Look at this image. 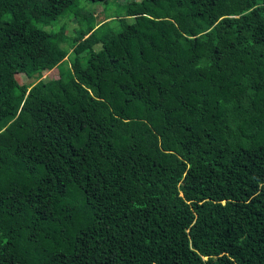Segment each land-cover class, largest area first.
Returning <instances> with one entry per match:
<instances>
[{
	"label": "trees",
	"instance_id": "trees-1",
	"mask_svg": "<svg viewBox=\"0 0 264 264\" xmlns=\"http://www.w3.org/2000/svg\"><path fill=\"white\" fill-rule=\"evenodd\" d=\"M116 3L0 0V264H264V0Z\"/></svg>",
	"mask_w": 264,
	"mask_h": 264
},
{
	"label": "rangeland",
	"instance_id": "rangeland-1",
	"mask_svg": "<svg viewBox=\"0 0 264 264\" xmlns=\"http://www.w3.org/2000/svg\"><path fill=\"white\" fill-rule=\"evenodd\" d=\"M120 3H126L128 0H117ZM79 6L84 9L91 10L89 12H92L95 17H97L98 22H100L104 18L105 10H107L106 15L115 14L119 13L120 6L116 3V0H111V1H98V2H93L91 0H79ZM86 12H88L86 10ZM112 17V16H110ZM112 23V26L114 27V31L117 32L120 30V21H113L109 20ZM60 22V21H59ZM66 26L67 34L68 35H73L74 34V29L78 26L77 20L74 18H66L62 20L61 25ZM57 24L56 26H58ZM54 26V27H56ZM58 68L53 69L52 71H49L46 76H44L45 81H49L51 79L57 78L58 77ZM22 81H26V78L24 76L21 77Z\"/></svg>",
	"mask_w": 264,
	"mask_h": 264
}]
</instances>
